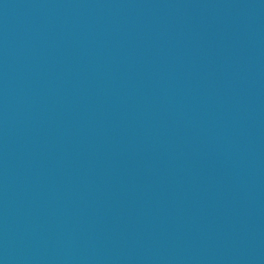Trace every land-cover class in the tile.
<instances>
[{
	"label": "water",
	"instance_id": "95a60500",
	"mask_svg": "<svg viewBox=\"0 0 264 264\" xmlns=\"http://www.w3.org/2000/svg\"><path fill=\"white\" fill-rule=\"evenodd\" d=\"M0 264H264V0H0Z\"/></svg>",
	"mask_w": 264,
	"mask_h": 264
}]
</instances>
